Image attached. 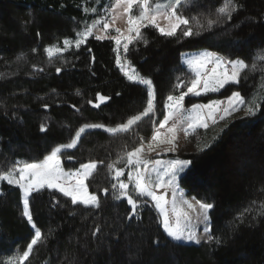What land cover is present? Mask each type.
Returning <instances> with one entry per match:
<instances>
[{
    "label": "trees",
    "instance_id": "16d2710c",
    "mask_svg": "<svg viewBox=\"0 0 264 264\" xmlns=\"http://www.w3.org/2000/svg\"><path fill=\"white\" fill-rule=\"evenodd\" d=\"M105 3L106 0H0V73L4 74L0 76V170L6 171L16 160H42L52 147L69 143L84 124L115 127L143 111L146 91L121 73L111 39L89 37L79 49L72 46L51 61L44 52L46 45L74 38L76 24L95 20ZM222 3L223 0H194L185 15L206 14ZM242 3L244 8L231 20L199 37H165L155 27L146 26L141 31L148 43L141 40L129 45L128 59L141 75L151 76L156 85L157 123L163 119L167 95L180 94L172 87L176 77L186 82L196 78L194 71L182 62L187 55L207 51L230 59L240 56L251 67L253 57L264 49V0ZM93 8L96 13L85 11ZM240 44L245 45L243 53L238 48ZM33 48L37 51L33 52ZM21 53L24 55L18 59ZM256 63L255 71L245 70V79L239 86H226L199 97L186 96L182 102L184 115L190 114L193 104H207L210 100L223 101L226 106L233 91H239L246 99L254 93L264 96V62ZM214 67L208 64L200 71L211 77ZM57 68H61L60 73ZM224 71V67L216 68L217 75ZM97 92L111 100L99 108L93 107ZM257 102L261 110L255 116L246 117V106H242L224 121L217 117L215 124L207 122L206 129L188 130L192 151L182 157L192 164L175 181L179 189L175 209L182 224L187 222L184 213L191 216L193 231L201 239L199 245L170 241L157 223L154 204L149 203L139 216L129 219L131 206L127 200L113 199L111 185H118L119 181L107 165L120 159L116 167L125 168L120 180L128 182L131 168L125 167V153L139 145L140 136H151L152 120L146 118L130 131L115 135L101 128H89L76 147L63 151L60 161L64 172L74 173L81 164L93 160L104 162L85 180L87 192L97 195L101 207H73L69 198L52 189L33 193V222L42 233L50 235L46 242L34 246L22 264H264V99ZM41 123L47 124L46 133L40 132ZM186 127V123L181 125L177 135ZM206 143L210 147L197 151ZM105 188L109 189L107 193ZM0 189L6 193L0 197V264H8L10 257L15 258L18 251L22 254L26 249L34 229L21 215L19 187L1 182ZM161 191L157 189L158 193ZM163 196L167 202L165 205L162 201L165 211L175 219L171 188L163 191ZM53 197L59 201L56 206ZM193 197L215 205L209 212L208 226L211 235L222 239L221 244L207 240L205 225L197 222L195 214L183 203H194ZM73 212L75 215L70 216ZM240 213H245L243 222L236 219ZM96 225H100L101 232L93 237L91 232ZM156 239L160 240V247L152 244Z\"/></svg>",
    "mask_w": 264,
    "mask_h": 264
},
{
    "label": "snow or ice",
    "instance_id": "6c2138e0",
    "mask_svg": "<svg viewBox=\"0 0 264 264\" xmlns=\"http://www.w3.org/2000/svg\"><path fill=\"white\" fill-rule=\"evenodd\" d=\"M194 3V0H114L111 4V8L105 7L104 15L94 20L91 24H86L84 28L76 33V40L74 42L75 48L79 49L86 39L93 35V29H98L96 34L97 40L111 39L115 41L116 48V64L120 68L123 75L127 80L133 84H138L146 91V102L143 111L138 112L135 115L129 116L124 123L117 124L115 127H108L104 124H84L75 133L71 141L66 144H57L52 147L51 151L43 157L42 160H33L32 162L16 160L11 162L7 167V170H0V181H7L9 185H16L21 190V200L23 203V211L21 215L26 218L27 222L34 229V235L28 242L26 249L21 253L17 252L15 258L10 257L8 264H22L30 253L33 251L34 246L46 242L47 235L42 233L41 229L36 227L33 222V216L30 211V198L33 193H38L43 189H52L61 193L65 198L71 200L73 207L83 206L84 208H100L101 201L95 193L87 192L85 187V180L91 177L98 165H102L103 161H90L86 164H81L80 169L75 173H64L60 167V157L64 150L71 149L77 146L82 134L89 128H102L109 134L115 135L117 133H126L130 131L133 126H137L139 122L148 118L152 120V134L147 141V151L149 153H155L160 155L157 148L162 147L164 153L176 152L178 150V137L177 131L183 124H187V127L183 129L184 135H188L189 129H195L197 127L207 128L208 121L211 120L213 124L217 122V117L220 121H224L226 117L231 116L238 110L239 107L246 106L245 116H255L257 112L261 110V104L257 101L264 99V96H257L253 94L251 99H246L241 95L239 91H233L231 96L227 97V104L224 106L223 101L210 100L207 104H193L189 115H184L182 109V102L186 96L192 95L199 97L208 92H216L220 89H224L226 86H239L242 79H245V70L255 71L257 68L256 61L264 62V49L253 57V63L251 67L245 62V59L237 56L236 59H230L229 56H220L212 52H201L198 55H187L183 59V63L191 68L196 78L190 82H186L182 77H176V83L172 85L174 90H180L179 96H173L169 93L164 101V114L163 119H160L157 123L156 114V100H157V88L154 80L151 76H143L138 72L131 60L128 59V55L131 52L129 45L143 40L145 44L147 40L143 39L142 28L146 26L155 27L159 33L165 37H178L180 40L188 38L199 37L205 31H210L218 25L224 24L226 20H231L233 15L244 8L242 0H223L221 6L217 7L214 11L209 9L206 14H200L197 16H187L185 11ZM139 7V15H133L134 7ZM123 9V13L127 15V32H123L120 28H115L116 36H108L106 33L113 27L115 17L112 22H108L107 16L113 10L117 8ZM85 11H92L96 13L95 8ZM119 15V13H117ZM264 16V14H262ZM163 17L168 24L166 27H162L158 22V18ZM102 25V27H98ZM179 30V31H178ZM247 43V42H246ZM264 43V40L261 41ZM64 47H58L55 44L46 45L44 52L47 54L49 61H51L58 54L64 53L67 49L73 46V42L65 38L63 40ZM121 46L123 53L121 54ZM238 48L241 53L244 52L245 45L240 44ZM33 52L37 49L33 48ZM89 53H92V49H88ZM235 54V51L232 53ZM24 54L21 53L17 58L19 59ZM184 55V54H182ZM93 62L95 56H92ZM212 64L215 67L212 69V76H208L207 72H201V69H205L206 65ZM35 67V66H33ZM224 67L225 71L217 75L216 68ZM230 69V71L228 70ZM43 71V69H38ZM57 73L61 72V68L56 69ZM4 74L0 73V76ZM186 87L187 91L183 88ZM79 94V92H77ZM117 96L120 93H116ZM111 100L110 96L96 93V103L93 104L92 100H89V104H93V107L99 108L101 104ZM45 108L48 105H44ZM75 107V106H73ZM172 121L169 125V121ZM167 126V127H166ZM227 127V125H225ZM48 126L46 123H41L40 132L46 133ZM223 131V129H221ZM215 139V137L213 138ZM139 145L125 153L127 157V164L125 167L135 168L136 174L133 176L132 172H128V180L132 183L133 187L130 190L129 184L120 180L121 175L124 173L125 168L116 167V164L120 163L118 159L114 163L107 165L108 170L115 171V178L119 181V184H112L111 191L113 193L114 200L126 199L127 204L131 206V211L128 212V218L132 219L140 214V210L145 208L149 203L154 204L158 210L157 223L162 228L163 233L172 242H194L199 245L201 239L193 231L194 225H192V218L188 213H184L183 216L186 219V223H181L180 214L176 213L175 209V194L179 189L175 187V181L180 173H182L192 161L173 159L164 162L163 170L156 171L155 179L152 178L151 172H149L148 165L152 162L148 160L142 153L145 150V137H139ZM210 147V143L204 144L202 147L198 146L197 151H204ZM68 159H73L69 156ZM161 161H156L155 164H160ZM143 166L144 172L139 171V168ZM155 168V166H153ZM19 173V175H17ZM76 176L77 179L74 183L64 184L62 177L64 176ZM171 188L173 193V216H170L166 211L162 201H164L163 191ZM117 189L119 194H117ZM157 189L162 190L160 193ZM104 192H108L109 189H103ZM6 193L0 189V197L5 196ZM150 198V201L147 199ZM194 203H190L187 200H183V203L187 205L188 209L195 214L197 222H202L205 225L204 233L207 235L208 241H215L216 244H221L223 241L220 237H214L210 234L211 228L208 226L210 223L209 212L215 205L208 203L195 197L192 198ZM166 201L164 204L166 205ZM59 204V201L53 197V206ZM264 208V204L261 205ZM249 209H245L248 212ZM69 215H75V213H69ZM245 213H240L236 217L237 220L243 222ZM101 232L100 225H96L91 232L93 237L98 236ZM152 244L156 247L161 246L159 239L153 240Z\"/></svg>",
    "mask_w": 264,
    "mask_h": 264
},
{
    "label": "rangeland",
    "instance_id": "374dc122",
    "mask_svg": "<svg viewBox=\"0 0 264 264\" xmlns=\"http://www.w3.org/2000/svg\"><path fill=\"white\" fill-rule=\"evenodd\" d=\"M153 2H154V0H153ZM112 3H114V0H106V3L104 4V6L101 9H99V11H98V17L96 19H98L100 16L104 15V9H105V7L107 6V7L111 8V4ZM139 11L140 10H139V7L138 6L137 7H134L132 14L133 15H139ZM117 13H119V15H117ZM113 17H115V22L113 24V27L109 29V31L106 33V35H108V36H116L117 33L115 32V28H120L123 32L126 33L127 32V27H128V25H127V15L123 13L122 7L121 8H117V9L113 10L111 13L108 14V16H107L108 22L111 23L112 20H113ZM92 22H90L89 24H91ZM157 22L162 27H166L167 24H168V21H166L163 17H159L158 20H157ZM76 25H77V32L81 31L84 28V26H85V24H82L80 22L78 24H76ZM98 27H102V25H100ZM97 32H98V29L94 28L93 29V35H91L89 37H95L96 38ZM76 38L77 37L75 35L74 38L70 39L73 42V46H74V42H75ZM113 43H114V46L116 48L117 46L115 44V41H113ZM57 46L58 47H61V48L64 47L63 41H62V43H59ZM122 53H123V49H122V46H121V54ZM119 70H120V68H119ZM179 132H180V134L177 135V137H178V145H179L178 150L176 152L164 153L162 151V147L163 146H161L160 148H157V151L160 152V155H156L154 152L153 153H149L147 151V141H148V138H150L151 136L148 137V138H145V150L142 153V155L145 156L148 160H150L152 162L151 164L148 165V169L147 170L149 172H151V176H152L153 179H155V177H156V171L157 170H161V171L163 170V168L165 166L164 165V162H167V161H170V160H173V159L188 160L187 158L182 157V155L185 154V153L187 154L190 151H192V145H191L190 141L188 140L187 136H185L184 133H183V131H181V129H180ZM181 133H183V134H181ZM156 161H161L162 163L155 164ZM153 166H155V168ZM60 167H61V164H60ZM139 171L144 172L145 171V168L143 166H141L139 168ZM131 172H132L133 176H135L136 169L135 168H131ZM64 173H68V172H64ZM17 175H19V173H17ZM122 175H121V177H122ZM127 176H128V173H127ZM76 179H77V177L74 176V175L71 176V177L64 176V177H62V182L67 185L69 183H74ZM1 182H7V181H0V183ZM126 183L129 184V189L131 190L132 187H133L132 183L129 180Z\"/></svg>",
    "mask_w": 264,
    "mask_h": 264
}]
</instances>
